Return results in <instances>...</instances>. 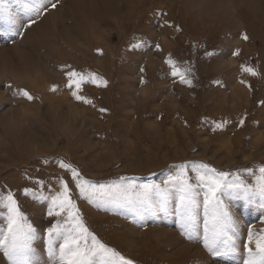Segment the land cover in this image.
<instances>
[{
    "label": "rangeland",
    "instance_id": "374dc122",
    "mask_svg": "<svg viewBox=\"0 0 264 264\" xmlns=\"http://www.w3.org/2000/svg\"><path fill=\"white\" fill-rule=\"evenodd\" d=\"M9 3L25 16L17 0ZM24 33L14 37L0 19V196L11 192L37 229L33 247L39 264H51L46 229L57 222L71 227L65 224L67 213L47 215L51 196L60 190L58 178L68 183L84 227L135 264H243L249 231L253 240L264 235L258 197L251 203L239 192L221 197L237 228L238 250L226 261L202 245L210 217L203 190H198L195 232L200 242L187 241L176 229L174 191L168 211L148 215L140 227L131 209L105 210L80 199L59 163L94 183L125 175L137 183L162 184L176 173V165L192 162L230 173L248 167L259 175L257 167L264 166V5L225 12L220 0H190L183 9L173 0H60ZM134 44L141 47L133 51ZM237 49L239 55L232 56ZM209 51L211 57L205 54ZM166 58L192 86L171 75ZM66 65L108 81L106 87L83 86L81 94L92 104L71 97ZM241 65L257 75L243 73ZM19 89L33 99L19 95ZM225 120L222 128L214 127ZM188 174L195 176L191 168ZM241 178L255 183L253 176L241 173ZM37 179L43 186L34 183ZM5 228L6 209L0 208V231ZM61 243L60 238L54 242L57 251ZM250 247L256 251L255 243ZM0 264H6L2 254Z\"/></svg>",
    "mask_w": 264,
    "mask_h": 264
},
{
    "label": "snow or ice",
    "instance_id": "6c2138e0",
    "mask_svg": "<svg viewBox=\"0 0 264 264\" xmlns=\"http://www.w3.org/2000/svg\"><path fill=\"white\" fill-rule=\"evenodd\" d=\"M17 3L20 10L25 13L23 18L12 10L9 0H0V19L5 21L7 30L11 31L14 37H23L24 29H30L49 10V7L56 9L60 0H17ZM179 30L177 27V31ZM248 38L246 34L241 35V39L245 41ZM140 47V44H134L131 50L135 51ZM155 47L159 50L160 45L157 44ZM205 54L211 57L214 53L209 51ZM231 55L238 56L239 50L232 51ZM165 63L172 69L171 75L179 77L181 84L192 86V80L176 68L174 60L166 58ZM63 70L67 80L65 87L75 101L83 104H92L91 99L81 94L84 85L106 87L108 84L107 80L98 77L94 72L85 74L70 65L64 66ZM140 71L143 73L145 70L141 67ZM241 71L253 77L257 75V71L250 66L241 65ZM240 83L244 84L245 81L241 80ZM50 90L55 91V86ZM18 92L27 100L33 99V96L24 89H19ZM99 111L104 113L107 109L101 108ZM227 122L225 120L223 123H215L214 127L220 129ZM238 124L243 126L245 118L242 117ZM59 167L70 173L80 199L89 203L95 202L105 210L131 209L136 225L140 227L146 226L148 215L155 216L158 212L168 211L173 203L174 191L176 229L187 241L200 242L195 232L197 209L201 203L199 199L201 192L198 190H203L202 203L205 210L210 212V217L204 221L205 235L202 245L209 255L223 257L226 261L238 250L237 228L236 221L221 197L229 192H239L242 198L250 203L258 197L261 202L260 207L264 208V166L257 167L259 175H256L253 169L248 167L230 173L203 162L184 163L176 165V173L170 175L162 184L137 183L133 177L125 175L107 183H94L82 179L80 171L69 164L61 161ZM189 168L195 173L194 177L189 176ZM241 173L253 176L255 183H247L241 178ZM58 179L60 190L51 196L47 215L60 217L63 213H67L65 224H70L71 227H65L57 222L46 229L47 251L51 264H135L133 260L126 259L113 248L101 243L84 227L74 211L76 205L68 183L62 178ZM193 179L195 183L191 182ZM34 183L43 186L41 180L37 179ZM24 192L27 194L29 189L26 188ZM0 208L6 209V228L0 231V254L5 258L6 264H39V257L33 247V241L37 239V229L21 212L11 192L0 196ZM58 238L63 239V243L57 251L54 242ZM253 243H255V252L250 247ZM243 247L247 253L243 264H264V235L253 240V235L249 231Z\"/></svg>",
    "mask_w": 264,
    "mask_h": 264
},
{
    "label": "clouds",
    "instance_id": "9594fccd",
    "mask_svg": "<svg viewBox=\"0 0 264 264\" xmlns=\"http://www.w3.org/2000/svg\"><path fill=\"white\" fill-rule=\"evenodd\" d=\"M179 8H185L190 0H173ZM221 10L225 12L235 11L239 7H249L255 10L258 5H264V0H220Z\"/></svg>",
    "mask_w": 264,
    "mask_h": 264
},
{
    "label": "bare ground",
    "instance_id": "6f19581e",
    "mask_svg": "<svg viewBox=\"0 0 264 264\" xmlns=\"http://www.w3.org/2000/svg\"><path fill=\"white\" fill-rule=\"evenodd\" d=\"M46 19H47V18H46ZM50 21H51L50 19H47V20H46V24H47V23H50ZM51 23H52V22H51ZM51 23H50V24H51ZM22 57H23V55H22Z\"/></svg>",
    "mask_w": 264,
    "mask_h": 264
}]
</instances>
